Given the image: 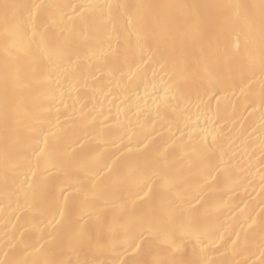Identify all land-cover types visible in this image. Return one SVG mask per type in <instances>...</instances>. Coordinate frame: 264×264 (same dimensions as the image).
I'll list each match as a JSON object with an SVG mask.
<instances>
[{"label": "bare ground", "instance_id": "1", "mask_svg": "<svg viewBox=\"0 0 264 264\" xmlns=\"http://www.w3.org/2000/svg\"><path fill=\"white\" fill-rule=\"evenodd\" d=\"M33 3L77 9L78 55L47 78L27 12L2 7ZM97 4L152 6L145 38ZM262 51L264 0H0V262L264 264ZM122 205L162 231L127 250Z\"/></svg>", "mask_w": 264, "mask_h": 264}, {"label": "snow or ice", "instance_id": "2", "mask_svg": "<svg viewBox=\"0 0 264 264\" xmlns=\"http://www.w3.org/2000/svg\"><path fill=\"white\" fill-rule=\"evenodd\" d=\"M2 7L6 16L10 9L19 10L23 8L27 12V20L25 23L31 26V36H40V43L44 46V56L38 58L34 62V72L38 77H50L52 66L54 64L59 65V63L62 61H71L73 56L78 55L76 51L77 42L72 38L71 35L76 31V28L73 27L74 14L77 12L75 5H50L44 3H33L29 5L4 4ZM54 7L59 9V12L55 16L48 12L49 9ZM90 7L95 9L98 15L107 16L109 19L113 16L114 12L122 14L126 20V25L135 24L133 31L136 35L137 44L139 45L140 41L145 38V35L142 31V27L145 22V16L142 15L139 10L150 8L152 6L97 4ZM65 8H71L72 14L64 12L63 9ZM80 26H91L89 21L82 15L80 19ZM17 30H20L19 24L17 25ZM261 69L262 73H264V51H262ZM240 70L243 71L242 65ZM31 131L34 134V137L43 136L42 128L35 127L31 129ZM40 142L46 144L47 138L44 137V139ZM40 151L43 152L44 149L41 148ZM149 191H151V189H149ZM142 192L143 189L131 193L133 204L135 203L136 199L143 198L141 195ZM143 195L146 196L147 192H143ZM121 209L123 213V220L120 224V229L124 237L122 243L127 245V250H137L140 244H149L150 238L158 235V233L162 231V229L156 223V220L150 210L139 211L135 208L128 210L125 205H122ZM59 215L61 218H63L64 213L60 212ZM85 215H87L89 219L94 218V224L97 230L102 231L106 227H108L109 230H112L111 226L104 223L102 216L95 213H85ZM81 220L84 221V224L88 223V220H85L84 216H80L77 220H75L72 224L74 237L78 242H90L88 232L85 229L84 224L80 222ZM59 222L60 221H57V223ZM261 227L264 228V225ZM233 243H235V241H233ZM261 255H264V252H262ZM0 264H3V262H0ZM44 264H58V262L56 260H47L44 262ZM84 264H91V262L85 261ZM120 264H148V262H142L136 258H133L130 261H121ZM151 264H194V262L173 256L164 260L155 259L151 262Z\"/></svg>", "mask_w": 264, "mask_h": 264}]
</instances>
